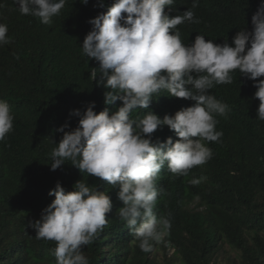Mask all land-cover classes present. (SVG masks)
Listing matches in <instances>:
<instances>
[{"label":"trees","instance_id":"16d2710c","mask_svg":"<svg viewBox=\"0 0 264 264\" xmlns=\"http://www.w3.org/2000/svg\"><path fill=\"white\" fill-rule=\"evenodd\" d=\"M98 2L83 7L81 0H66L60 14L45 25L22 15L15 0H0L5 5L0 8V23L7 24L11 40L0 45V100L9 103L14 115L13 130L0 142V264H55L56 243L37 239L27 225L39 220L55 199L49 192L57 182L72 191L81 180L106 192L112 201L103 231L82 247L89 264H264V121L258 119L256 81L238 70L231 84L209 90L229 106L225 115L216 116V130L223 132L222 137L205 142L212 158L187 176L166 175L156 184L163 191L154 212L157 216L170 212L171 228L160 242L153 241L151 252L139 248L119 217L124 205L118 186L82 173L70 160L51 169V152L63 137L58 129L68 124L65 131H70L79 125L80 117L71 115L74 110L83 113L91 102L97 114L122 106L121 101L105 103V93L111 89L91 79L99 63L82 51L92 28L88 21L106 12L114 0H103V8L95 6ZM192 3L175 0L165 7V14L182 15ZM260 3L199 0L192 10L200 22L177 26L182 42L190 45L200 34L206 40L223 44L227 39L232 44L239 31L253 30L252 16ZM100 79L98 74L96 80ZM194 103L183 98L180 103L164 100L151 112L163 119L171 115L169 111ZM169 137L173 142L179 139L168 126L152 134L153 142H166ZM193 178L201 182L192 185Z\"/></svg>","mask_w":264,"mask_h":264},{"label":"clouds","instance_id":"9594fccd","mask_svg":"<svg viewBox=\"0 0 264 264\" xmlns=\"http://www.w3.org/2000/svg\"><path fill=\"white\" fill-rule=\"evenodd\" d=\"M81 2L87 7L93 0ZM174 2L114 0L106 12L88 21L92 28L82 51L99 63L90 77L111 89L105 93L106 104L121 101L122 106L97 114L95 102H91L83 113L74 110L71 115L80 117L79 125L70 131H65L68 124L61 126L58 131L63 137L51 152L53 171L70 160L82 173L119 187L118 198L124 207L118 215L146 253L171 228L170 212L162 216L154 212L163 191L156 184L166 175L187 176L192 168L205 164L213 155L205 142H218L223 135L216 130V116L225 115L229 106L209 90L231 84L238 70L256 81L258 119L264 121V79L258 80L264 77V0L252 16L253 30L239 31L232 44L227 39L223 44L206 40L199 34L190 45L182 42L177 26L200 22L192 10L199 0H193L192 8L182 15L170 17L165 7ZM15 4L22 15L48 25L66 0H15ZM95 6L103 8V0ZM2 7L5 5L0 4ZM8 31L7 24L0 23V45L11 43ZM182 98L195 103L181 110L177 107L163 119L151 112L164 100L180 103ZM13 121L9 103L0 100V142L13 130ZM161 126H168L179 139L153 142L152 134ZM200 182L197 178L190 181L192 185ZM49 195L55 199L39 220L29 221L27 226L35 230L37 239L56 243L55 264H89L82 247L92 243L108 223L110 196L84 180L76 182L72 191L57 182Z\"/></svg>","mask_w":264,"mask_h":264},{"label":"rangeland","instance_id":"374dc122","mask_svg":"<svg viewBox=\"0 0 264 264\" xmlns=\"http://www.w3.org/2000/svg\"><path fill=\"white\" fill-rule=\"evenodd\" d=\"M163 263V262H162Z\"/></svg>","mask_w":264,"mask_h":264}]
</instances>
